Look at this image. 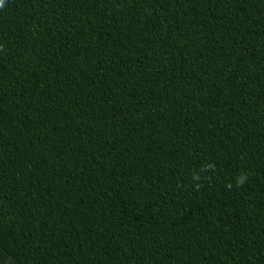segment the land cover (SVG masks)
<instances>
[{"label":"trees","instance_id":"obj_1","mask_svg":"<svg viewBox=\"0 0 264 264\" xmlns=\"http://www.w3.org/2000/svg\"><path fill=\"white\" fill-rule=\"evenodd\" d=\"M0 264H264V0H0Z\"/></svg>","mask_w":264,"mask_h":264}]
</instances>
